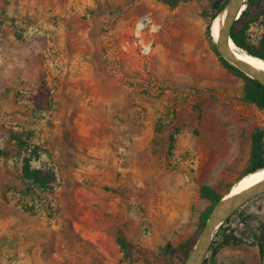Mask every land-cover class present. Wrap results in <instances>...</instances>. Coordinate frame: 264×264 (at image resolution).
Segmentation results:
<instances>
[{"label": "rangeland", "instance_id": "374dc122", "mask_svg": "<svg viewBox=\"0 0 264 264\" xmlns=\"http://www.w3.org/2000/svg\"><path fill=\"white\" fill-rule=\"evenodd\" d=\"M211 1L0 0V264H175L166 245L195 242L205 192L224 196L264 136L250 78L210 37ZM245 42L264 45V17ZM32 145L52 196L22 182ZM224 237L208 264H264V194Z\"/></svg>", "mask_w": 264, "mask_h": 264}, {"label": "trees", "instance_id": "16d2710c", "mask_svg": "<svg viewBox=\"0 0 264 264\" xmlns=\"http://www.w3.org/2000/svg\"><path fill=\"white\" fill-rule=\"evenodd\" d=\"M227 3H228V0H212L211 1L210 12H209V15L207 16L208 31H209V26H210L211 21L226 7ZM261 17H264V0H247L245 3V9L242 11L240 17L233 23L230 29L229 36L237 48L241 49L242 51L248 53L251 56L257 57L264 61V45L260 47L259 49H255V48H251L247 46L245 42L247 31L250 25L258 21ZM249 81L252 84V88L249 93V97H250L249 100L252 103H254L258 108L264 111V87L260 86L257 82L251 79H249ZM48 95H49V92H48L47 86L42 84L39 87L36 95L33 97L34 106L38 109H41L43 107L44 101L46 102V100H48L49 98ZM263 139H264L263 133L259 130H256L252 134L251 156L249 160V167L247 168L244 175L255 172L257 170L264 169V141ZM13 140L16 141L17 144L20 146L27 145L20 137L13 136ZM29 147H31L30 153L28 157H25L23 159L22 166H21V179L25 186V189H28L29 191L38 190L44 194L52 196L54 194L55 182H56L55 173L53 170L47 169V168H34L31 163L34 159H37L39 157L41 150L38 146H35V145L29 146ZM205 193L211 199L213 203V207L222 198V197L215 198L214 195L210 193L209 191L208 192L206 191ZM212 209L207 214L205 218V222L209 214L211 213ZM46 210L49 212V215L54 214L56 211L55 210L52 212L53 207H52L51 202L47 205ZM235 215H236V212L229 219H227L225 223L219 228L215 238L213 239L208 249L207 256L205 257L202 264H208V257L209 255L215 254L217 246L225 245L229 243V240L226 237L222 239H219V237L224 232L225 226ZM118 241L122 248H124L126 245H129L128 243L124 242L122 238H119ZM195 242H193L191 245L185 244L179 249L173 248L171 244L168 243L165 247V250L168 256L170 258H173L176 261L175 264H183L185 258L188 256V254L192 250ZM232 242L238 243L236 240H232ZM258 245H259V255H260L261 260H263L264 248L261 245V243H259Z\"/></svg>", "mask_w": 264, "mask_h": 264}, {"label": "water", "instance_id": "95a60500", "mask_svg": "<svg viewBox=\"0 0 264 264\" xmlns=\"http://www.w3.org/2000/svg\"><path fill=\"white\" fill-rule=\"evenodd\" d=\"M246 1L247 0H228V3L224 8L227 11L226 22L222 28L221 34L217 42L214 45L218 50V52L220 53V55L226 61L230 62L234 67H236L238 70L244 73L251 80L257 82L260 86L264 87V75L260 71L255 70L233 58L228 50L229 42L232 41L229 36L230 29L233 23L240 17L242 11L245 9ZM246 175H243L241 178H243ZM233 186L234 184L230 187V189ZM230 189L228 192H230ZM261 194H264V182L239 195L230 198H225V196H222V198L213 207L211 213L209 214L205 222L204 227L199 233V236L192 250L185 258L183 264H202L208 252V249L213 239L215 238L219 228L239 208H241L251 199L260 196Z\"/></svg>", "mask_w": 264, "mask_h": 264}, {"label": "bare ground", "instance_id": "6f19581e", "mask_svg": "<svg viewBox=\"0 0 264 264\" xmlns=\"http://www.w3.org/2000/svg\"><path fill=\"white\" fill-rule=\"evenodd\" d=\"M226 14L227 11L224 9L222 12H220L210 23L209 26V34L211 39L214 41V43L217 42L222 28L226 22ZM228 50L230 55L235 58L236 60L244 63L245 65L260 71L264 75V61L249 55L248 53L240 50L235 46V44L230 41ZM264 182V169L257 170L253 173H250L243 178H240L239 181L234 183V186L227 190L226 194L224 195L225 198H230L236 195H239L259 184Z\"/></svg>", "mask_w": 264, "mask_h": 264}]
</instances>
